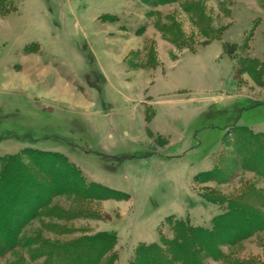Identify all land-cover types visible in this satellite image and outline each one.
<instances>
[{"label":"rangeland","instance_id":"374dc122","mask_svg":"<svg viewBox=\"0 0 264 264\" xmlns=\"http://www.w3.org/2000/svg\"><path fill=\"white\" fill-rule=\"evenodd\" d=\"M3 2L0 156L49 152L87 185L119 192L56 198L66 219L33 220L0 264H44L29 240L105 232L117 234L118 264H129L140 245L173 238L168 217L212 228L227 204L208 198L264 191V177L235 164V132L264 134L262 0ZM218 167L220 177L196 181ZM223 251L264 263V232Z\"/></svg>","mask_w":264,"mask_h":264},{"label":"trees","instance_id":"16d2710c","mask_svg":"<svg viewBox=\"0 0 264 264\" xmlns=\"http://www.w3.org/2000/svg\"><path fill=\"white\" fill-rule=\"evenodd\" d=\"M3 1L0 0V7ZM147 1L160 6L178 0ZM235 133L239 156L235 164L264 177V134L249 129ZM31 151L0 156V258L18 249L23 241L25 244L23 232L33 220L45 215L66 219L63 212L52 207L56 198L109 200L119 192L97 183L87 185L76 165L50 162L54 155L45 151L40 152L43 158L35 159ZM29 158L35 163L30 165L26 161ZM225 172L218 167L200 173L196 181H212ZM207 200L227 204L226 210L214 217L212 228L194 226L189 220L170 216L167 219L173 226V238L161 234L159 242L140 245L129 264H206L209 259L224 264H264L257 260L231 259L223 251V247H236L264 232V191L251 188L237 198L217 196ZM117 242L115 232H105L65 243L29 240V247L38 246L31 256L33 260L45 258L44 264H118Z\"/></svg>","mask_w":264,"mask_h":264},{"label":"crops","instance_id":"0c3cea01","mask_svg":"<svg viewBox=\"0 0 264 264\" xmlns=\"http://www.w3.org/2000/svg\"><path fill=\"white\" fill-rule=\"evenodd\" d=\"M230 69H232L231 67H230ZM226 84V83H225ZM225 84H223V85H225ZM226 87V86H225ZM149 103V101H145L144 102V104H148ZM144 104L142 105V106H144Z\"/></svg>","mask_w":264,"mask_h":264}]
</instances>
